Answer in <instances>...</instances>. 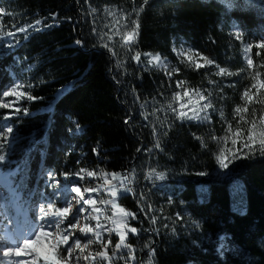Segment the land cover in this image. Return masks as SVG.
<instances>
[{
	"label": "trees",
	"instance_id": "obj_1",
	"mask_svg": "<svg viewBox=\"0 0 264 264\" xmlns=\"http://www.w3.org/2000/svg\"><path fill=\"white\" fill-rule=\"evenodd\" d=\"M97 2L119 5L123 0H92L94 5ZM141 2L136 0L137 5ZM86 5L85 0H0V8L12 13L3 17L6 28L13 23L17 28L26 26L36 19L53 25L38 32L29 30L27 39L18 34L19 43L13 47L0 39V93L13 86L18 76L33 85L29 92L39 98L20 102L18 106L27 108V115L0 109V136L6 124L14 132L3 154L7 167L18 168L12 181L16 192L26 196L41 185L43 173L62 178L80 168L136 172L147 164V149H153V161L166 178L150 188L149 199L172 218L184 206L196 226L185 229L172 220H162L157 225L159 234L146 231L150 224L139 210V192L123 195L119 203L137 214L130 224L140 229L138 236L129 235V243L137 249L135 264L147 262L149 250L144 245L149 241H154L153 264H264V156L242 159L232 167L231 178L223 180L214 173L217 163L213 142L208 139L210 129L215 135L222 129L217 115L211 124L181 122L165 109L157 115L171 124L170 129L161 128L154 116L145 121L140 103L155 98L158 104L149 103V111L166 105L175 84L169 87L164 74L155 69L143 71L135 65L126 68L127 74L118 70L109 52L93 39L92 26L83 23ZM231 5L222 0H149L140 16L139 49L176 61L173 46L187 41L221 67L236 71L243 66L242 50L232 31H241L245 43L260 42L264 0H231ZM124 6L131 8L130 3ZM78 39L82 45L75 43ZM251 55L257 63L264 61V50L253 47ZM181 72L173 81L183 79L193 87L203 84L202 70L192 72L181 66ZM133 90L140 101H135ZM230 94L223 101L228 115L236 105V95ZM3 99L0 96V102ZM153 124L168 133L159 137L163 151L153 148ZM196 136L204 138L206 148ZM97 144L99 156L93 151ZM201 172L208 176L201 177ZM240 182L244 183L242 210L231 204V192ZM82 183L95 182L85 179ZM163 223L169 229L162 228ZM173 226L175 234L170 231ZM221 242L235 251L218 252Z\"/></svg>",
	"mask_w": 264,
	"mask_h": 264
},
{
	"label": "snow or ice",
	"instance_id": "obj_2",
	"mask_svg": "<svg viewBox=\"0 0 264 264\" xmlns=\"http://www.w3.org/2000/svg\"><path fill=\"white\" fill-rule=\"evenodd\" d=\"M224 2L229 7L232 6L231 0H224ZM126 3H130L131 8H125L124 4ZM148 3L149 0H142L137 5L136 0H123V3L119 5H104L102 8H97L91 3L88 5L90 16L99 15L105 21L103 28L107 31H97L96 20L93 19L92 33L97 36L99 46L106 49L115 60V67L118 70H123L124 74H127L125 65L131 60L143 71L155 69L162 72L167 78L169 87L173 83L175 84V90L167 98L166 105L153 107L149 111V103L158 104L155 98L152 101L144 99L140 103V108L144 110L141 113L144 120L147 121L149 116H154L161 128L170 129L171 124L160 121L157 113L167 109L174 120L196 121L201 124H211V114L217 113L222 122L223 134L217 136L210 129L212 134L208 139L217 146L215 160L221 169L227 170L229 165L236 160L248 159L257 154L264 156V72L260 71V69H264V61L257 63L251 55L253 47L264 50V38L255 44H245L241 31L237 30L232 34L243 45V66L236 71H232L228 67H221L215 60L191 48H185L183 45L179 48L173 46L172 50L176 53L181 64H185L194 71L214 67L215 71L206 75L221 78V80L209 79V85L213 86L210 89L191 87L186 80L173 81V76L178 75L180 69L172 65L166 57H162L160 53L141 52L139 49L140 16ZM5 15L11 16L12 13L0 8V39L8 41L7 47H13L15 43H19V40L16 39L18 34H24V38L27 39L29 30L38 32L44 27L53 26L52 24L44 25L43 20L36 19L26 26L22 25L17 28L13 23L6 28L2 22ZM52 19L56 20L54 14ZM11 28H15V31L10 30ZM75 43L82 45L83 42L78 39ZM256 55L260 56L261 52L257 51ZM241 73H244L242 79L248 80L250 83L243 88L240 103L233 107L231 119H228L223 108H218L214 102V93L215 99H227L224 95L223 78L240 76ZM117 83H122V81L118 80ZM226 86L235 87V82ZM31 87H33L31 84L15 83L5 89L0 93V96L14 97L15 99L9 102H0V109H14L17 115L21 111L27 115V108L22 109L16 105L22 100L39 99L29 91H25L26 88ZM133 94L135 101H140V97L135 94L134 90ZM160 95L163 93L161 92ZM9 118L10 116L5 117V119ZM128 122L126 119L125 123ZM3 128L4 134L0 136V163L6 160V155L3 154L5 142H8V137L13 133L12 126L4 125ZM80 130V125L76 124V131ZM152 133L153 148L163 151L159 137L167 136V131L161 133L153 124ZM195 138L200 140L201 147H207L203 137L196 136ZM93 151L99 156V144L94 147ZM147 151L151 153L153 149H147ZM199 174L206 175L204 172ZM63 175L65 179L75 176L81 182L90 179L95 183L65 186V192L75 194L65 206L57 207L53 202L47 205L42 204L39 206L41 221L39 225L33 226L32 229L20 235L0 236V264H117V262L135 264L137 249L129 243V235L138 236L140 233V229L130 224L131 220L137 218V214L119 203L120 198L125 194L136 196L133 187L136 180L135 169L116 172L104 168L94 170L80 168L74 173H64ZM51 178L53 175L49 174V179ZM145 178L152 182L162 181L166 178V173L153 168L147 172ZM58 185L57 181L55 186ZM137 200L140 212L144 213L150 224V228L146 231L159 234L161 227H157L158 221L172 220L174 225L175 220H183L179 213L175 219L164 215V208H155L151 203H148L147 195L143 192L139 193ZM72 201H75L80 207L73 221L65 226V221L73 213ZM155 213H159V215ZM161 226L164 229H169L168 223H163ZM170 231L175 234L176 228L173 226ZM77 233L80 235L78 236ZM113 234L118 238L115 244L112 240ZM81 237L86 239L82 240ZM152 243L154 241H149L144 245L149 250L146 264H153L155 249L151 247ZM141 264L144 262L142 261Z\"/></svg>",
	"mask_w": 264,
	"mask_h": 264
},
{
	"label": "rangeland",
	"instance_id": "obj_3",
	"mask_svg": "<svg viewBox=\"0 0 264 264\" xmlns=\"http://www.w3.org/2000/svg\"><path fill=\"white\" fill-rule=\"evenodd\" d=\"M87 2L86 5V10L83 13V23L84 24H89L93 27L92 25V20H96V27L97 31H107V29L103 28V24L105 21L100 18V16L92 17L88 14V5L91 3L93 6L97 8H102L104 5H112V4H105L104 2H97L95 5L92 3V0H85ZM224 1V0H222ZM125 8H128L124 6ZM238 29H233L232 33L237 31ZM234 36V35H233ZM94 40L97 41V36L94 34ZM235 39V38H234ZM236 40V39H235ZM243 41H244V36H243ZM236 42L241 45V50H242V43L241 41L236 40ZM245 43V42H244ZM247 44V43H245ZM181 45H183L185 48H191L200 54L206 56L199 50L195 49L189 42L187 41H182L180 43H176L175 47L179 48ZM208 57V56H207ZM175 58L177 59L176 61H171L168 60L172 65H175L179 67L180 72L178 75H181V66L187 70V71H192L194 70L188 68L185 64H181L177 58V55L175 53ZM210 58V57H209ZM135 62L129 60L128 63L125 65V68L131 67L134 68ZM203 71L202 75L203 77V84L200 87L196 88H201V89H210L213 86L209 85L208 80L213 79V80H221L220 77H215V76H209L206 75L208 73H211L215 71L214 67H209V68H204L200 69L199 71ZM231 70V69H230ZM198 72V71H195ZM174 75V76H178ZM244 76V73H241L240 76H232V77H227L223 78L222 83L225 85L224 87V95L228 98L230 95V91L233 92V94L236 95V104L240 103V95L243 90V88L250 83V81L242 79ZM16 83H23L25 85H28L27 82L23 79H19L18 76H15ZM235 82V87H227L226 85ZM189 86L193 87L190 82H188ZM25 91H29V88H26ZM174 91V88L171 87V94ZM14 97H8L4 98L2 102H9L14 100ZM225 100V99H224ZM224 100H218L215 99V93H214V102L216 103L218 108H223V101ZM20 104V103H19ZM18 104V105H19ZM16 105V106H18ZM233 109V108H230ZM14 110V109H10ZM224 110V109H223ZM225 116L228 119H231V114H227L226 111L224 110ZM217 115L219 118V115L217 113H212L211 114V122H212V116ZM220 119V118H219ZM8 125V124H6ZM220 132L217 133V136H220L223 134V128L219 130ZM13 134L14 132L8 137V142H5L6 144L11 145L12 144V139H13ZM2 136V135H1ZM213 148H214V157L215 153L217 151V146L215 143H213ZM147 156V164L146 166H140V168L135 172L136 173V182L133 184L134 189L136 192H143L147 195L148 198V203H151L154 207L155 205L152 203V201L149 199L150 197V188L154 187V184H158L161 182L160 180H156L154 182L147 180L146 174L150 169H156L157 171H160L158 168V163L153 161V151L146 152L145 153ZM240 160H236L234 163H231L229 165V168L227 170L221 169L217 163V166L215 167V172L218 173L223 180H229L232 175V167L240 162ZM8 165V159L6 158L5 162L0 163V236H7V235H20L21 233L28 231L33 228L35 225H39L41 223L39 219V206L40 205H47L50 202H53L56 204L57 207H62L65 206L70 198L74 196V193L70 192H65L64 188L65 186H72L73 184H83L77 177H72L65 179V177L62 178H57L54 174L50 173L53 175V178L49 179V174L43 173L40 176V181L41 185L40 186H35L32 188L28 193L25 195L18 194L15 190L14 184H13V177L17 174L18 168H13V167H7ZM208 176L206 175H201V177ZM200 177V175H199ZM57 181L59 182L58 186ZM163 181V180H162ZM241 181V180H237ZM242 187H244V183L240 182L236 184V189L235 192H231L232 195V200L231 204L234 209H239L242 210L244 203H245V197L244 194L242 193ZM151 201V202H150ZM168 205H170L169 202H167ZM172 204V203H171ZM80 205H77L75 201H72V208H73V213L70 215L67 220L65 221V226L69 224L70 222L73 221L74 216L76 215L77 211L79 210ZM156 208V207H155ZM180 212L176 211V213L173 215V219L176 218L177 214L179 213L180 216L183 217V220H175V223L179 226H183L185 229H189L188 226L191 228L196 226V223H193L190 220V217L187 215L185 207L181 206ZM158 225V224H157ZM159 227V226H158ZM79 236L80 234L77 233ZM117 238L114 234L112 236V240L114 242V239ZM82 240L86 239L85 237H81ZM223 250L228 251V252H234V249H228L226 244L224 242H221L218 246V252H222ZM23 259V258H20ZM146 264V263H144Z\"/></svg>",
	"mask_w": 264,
	"mask_h": 264
}]
</instances>
